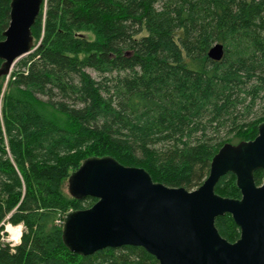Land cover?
<instances>
[{"label": "trees", "instance_id": "16d2710c", "mask_svg": "<svg viewBox=\"0 0 264 264\" xmlns=\"http://www.w3.org/2000/svg\"><path fill=\"white\" fill-rule=\"evenodd\" d=\"M10 2L0 0V40ZM32 33L35 49L3 94L0 84V264H158L132 245L71 252L64 216L97 199L63 185L84 159L109 155L193 190L225 143L254 139L264 122V0H45ZM216 43L220 60L208 55ZM254 176L263 183V170ZM216 192L240 198L236 176H222ZM6 224L22 225L18 244L4 239ZM215 225L230 242L240 237L230 214Z\"/></svg>", "mask_w": 264, "mask_h": 264}, {"label": "water", "instance_id": "95a60500", "mask_svg": "<svg viewBox=\"0 0 264 264\" xmlns=\"http://www.w3.org/2000/svg\"><path fill=\"white\" fill-rule=\"evenodd\" d=\"M45 0H11L10 22L0 40V79L34 49L32 27ZM216 43L209 57L220 60ZM264 122L252 140L225 143L211 161L208 177L193 190L156 182L142 167L128 166L113 156H91L68 178V192L77 199L96 198L85 209L64 216L63 242L76 254L89 255L124 245L143 247L158 264H264ZM236 176L240 198L216 192L220 178ZM230 214L240 237L230 242L215 220Z\"/></svg>", "mask_w": 264, "mask_h": 264}, {"label": "rangeland", "instance_id": "374dc122", "mask_svg": "<svg viewBox=\"0 0 264 264\" xmlns=\"http://www.w3.org/2000/svg\"><path fill=\"white\" fill-rule=\"evenodd\" d=\"M89 72L92 74L93 77L97 78V74L92 71V70H89ZM9 79H10V76L8 77H5L4 79H1L0 80V84H1V87H2V94L6 91L7 89V86H8V83H9ZM63 190L64 192L69 195V192H68V181H66L63 185ZM8 226V227H7ZM18 226V225H16ZM15 225H12V224H6V227H5V232H6V235L4 237V239L9 242L11 245H16L18 244L17 242L14 241V238L16 236V231L13 229V227H16ZM22 227V225H21ZM23 229V227H22ZM21 229V230H22Z\"/></svg>", "mask_w": 264, "mask_h": 264}, {"label": "bare ground", "instance_id": "6f19581e", "mask_svg": "<svg viewBox=\"0 0 264 264\" xmlns=\"http://www.w3.org/2000/svg\"><path fill=\"white\" fill-rule=\"evenodd\" d=\"M8 227V226H7ZM13 229L16 231V236H15V238H14V241L15 242H19L20 241V236H21V229H22V227H21V225H18V226H16V227H13Z\"/></svg>", "mask_w": 264, "mask_h": 264}]
</instances>
